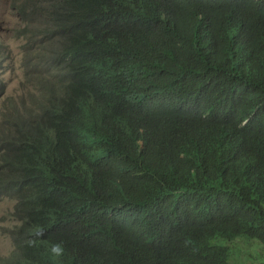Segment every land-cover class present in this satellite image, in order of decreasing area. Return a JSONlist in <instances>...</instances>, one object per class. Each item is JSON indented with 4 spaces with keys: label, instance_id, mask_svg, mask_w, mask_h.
Masks as SVG:
<instances>
[{
    "label": "trees",
    "instance_id": "1",
    "mask_svg": "<svg viewBox=\"0 0 264 264\" xmlns=\"http://www.w3.org/2000/svg\"><path fill=\"white\" fill-rule=\"evenodd\" d=\"M13 5L59 75L37 115L0 122L18 223L0 264H231L219 240L264 246V0Z\"/></svg>",
    "mask_w": 264,
    "mask_h": 264
},
{
    "label": "rangeland",
    "instance_id": "2",
    "mask_svg": "<svg viewBox=\"0 0 264 264\" xmlns=\"http://www.w3.org/2000/svg\"><path fill=\"white\" fill-rule=\"evenodd\" d=\"M0 119L7 117V104H12L21 121L39 113L45 102L46 88L54 81L53 69L40 47L36 27L26 23L17 13L12 0H0ZM16 203L0 198V254L13 250L10 231L18 224L13 217ZM221 239L231 250V264H264V246L246 237ZM237 253V257L235 256ZM234 259V262H233Z\"/></svg>",
    "mask_w": 264,
    "mask_h": 264
},
{
    "label": "clouds",
    "instance_id": "3",
    "mask_svg": "<svg viewBox=\"0 0 264 264\" xmlns=\"http://www.w3.org/2000/svg\"><path fill=\"white\" fill-rule=\"evenodd\" d=\"M13 1V0H12ZM14 6V5H13ZM15 7V6H14ZM16 9V8H15ZM16 11H17V13H18V15L26 22V23H29L26 19H24L23 17H22V15L19 13V11L16 9ZM29 11H31V9H29ZM29 24H31V25H33L34 26V28L36 27L34 24H32V23H29ZM41 47V46H40ZM53 69H55V68H53ZM56 70V69H55ZM59 74H58V72H57V74L54 76V81H53V83L51 84V85H49L47 88H50L51 86H53V85H57L56 84V77L58 76ZM1 84V83H0ZM1 87H2V85H0V89H1ZM46 88V89H47ZM2 98H1V92H0V100H1ZM7 109H8V112H7V117L5 116V115H3L2 114V117H1V119H0V122L2 121V119L3 118H7V120L9 121V124H10V126H6V127H11V128H13V129H16L17 127H18V118H17V116H16V114H15V112H14V110H13V107H12V104H7Z\"/></svg>",
    "mask_w": 264,
    "mask_h": 264
}]
</instances>
